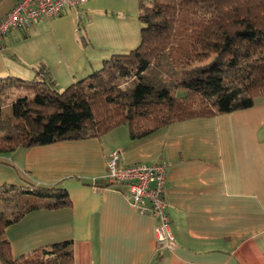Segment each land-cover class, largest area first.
Masks as SVG:
<instances>
[{"label": "crops", "instance_id": "crops-1", "mask_svg": "<svg viewBox=\"0 0 264 264\" xmlns=\"http://www.w3.org/2000/svg\"><path fill=\"white\" fill-rule=\"evenodd\" d=\"M17 1L0 0V18ZM105 2L121 9L136 0ZM86 3L27 32H8L0 44V78L46 77L62 90L98 70L107 57L89 44L80 56L71 38L74 16L77 25L83 20L85 36L92 24L93 8ZM142 74L125 85H136ZM157 74L164 77L161 70ZM175 95L182 97L176 87ZM10 116L9 106L0 107L2 137L15 134ZM114 150L125 165L166 164L164 199L173 249L156 247L157 219L134 209L124 186H108L106 160ZM30 184L56 185L71 206L32 210L8 225L13 257L69 241L73 264H264V98L246 109L172 122L139 141L120 125L100 139L0 154V186L15 191Z\"/></svg>", "mask_w": 264, "mask_h": 264}, {"label": "trees", "instance_id": "trees-1", "mask_svg": "<svg viewBox=\"0 0 264 264\" xmlns=\"http://www.w3.org/2000/svg\"><path fill=\"white\" fill-rule=\"evenodd\" d=\"M137 9L143 25L139 44L111 54L98 70L64 89L57 90L46 77L0 78V107H10L15 129L12 136L0 135V154L68 139H100L120 125L139 141L172 122L246 109L264 98V0H137ZM160 53L185 95L160 89L149 98L151 88L137 81L123 100L121 86L147 71ZM198 66L201 74L185 79L175 73ZM7 188L0 186V201L8 197L15 210L8 216L0 211V263L73 264L69 241L13 257L5 234L8 225L32 210L70 207L68 196L56 185L30 184L11 196Z\"/></svg>", "mask_w": 264, "mask_h": 264}, {"label": "built area", "instance_id": "built-area-1", "mask_svg": "<svg viewBox=\"0 0 264 264\" xmlns=\"http://www.w3.org/2000/svg\"><path fill=\"white\" fill-rule=\"evenodd\" d=\"M88 1L90 0H18L0 18V44L11 30L27 32L41 20L61 15L65 9L77 12ZM166 169L163 162L122 164L119 152L114 150L107 157L104 178L109 185L124 186L130 205L139 213L157 219L154 230L156 247L170 250L175 247L176 240L170 229L164 199Z\"/></svg>", "mask_w": 264, "mask_h": 264}, {"label": "rangeland", "instance_id": "rangeland-1", "mask_svg": "<svg viewBox=\"0 0 264 264\" xmlns=\"http://www.w3.org/2000/svg\"><path fill=\"white\" fill-rule=\"evenodd\" d=\"M86 4L93 8L89 10L91 14L93 13V16L92 24L86 29L87 37L85 36V31L82 27L83 20L77 25L76 19L78 20L79 16H74L75 18L73 17V19H71L72 25L74 23V27L76 28L74 34H71V38L73 43L76 42L80 56L85 46H88L87 44H89L90 47L93 46L95 49V51L88 50V54H92L94 51L102 53V55L104 54V57H109L114 53H126L139 44L140 31L143 25L137 18V0L134 4L129 2V5H126V8L121 9H114L112 5L106 4L105 0H93ZM80 17L82 19V16ZM65 22L67 23V20H65ZM68 23L71 24L70 19ZM158 70L164 72V77L157 74ZM202 71L203 67L201 68V66H198L190 71H175V73L182 79H185L190 75L201 74ZM173 74L174 72L170 68L167 56L165 53H160L156 56L154 68L145 71L138 81L143 82L151 88L149 98H154L160 89H174L175 93V83L172 80ZM160 77L161 79H159ZM161 80L163 83H160ZM134 85L135 84H124L121 86L120 96L123 100L128 101L129 94L127 90ZM176 90H178L179 95H185V90L182 88H176ZM7 194L11 196L15 193L14 190H8ZM0 204V211L5 216H8L12 210H15L13 201L9 200L8 197H2Z\"/></svg>", "mask_w": 264, "mask_h": 264}]
</instances>
